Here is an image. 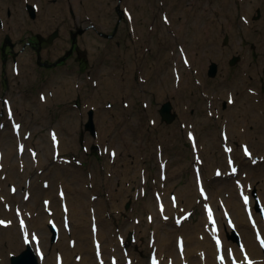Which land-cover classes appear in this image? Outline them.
I'll use <instances>...</instances> for the list:
<instances>
[{
    "label": "rangeland",
    "instance_id": "1",
    "mask_svg": "<svg viewBox=\"0 0 264 264\" xmlns=\"http://www.w3.org/2000/svg\"><path fill=\"white\" fill-rule=\"evenodd\" d=\"M20 1L25 6L26 1L31 0ZM64 2L65 0H58L54 4L50 0H38L39 10L43 9L44 13L46 11L45 16L42 14L38 20L47 21L49 12L55 17L58 15L59 20H68ZM73 3L80 5L77 8L80 12L92 11L100 21L102 16L107 18L108 14V23L112 28L119 22V15L114 8L119 5V0H73ZM127 3L135 15V25L133 36H127L126 26L124 34H120L125 40L121 51L105 40L89 35L84 43L88 46L90 58L84 66L67 61L56 65L54 69L46 70L34 63L35 56L31 50L27 51L20 46L21 58L17 64L22 65V86L28 90L30 97L28 99L17 95L11 89L6 92L13 101L15 117L12 119L8 118L5 111L3 89L0 87V149L4 153H12L15 163L21 159L20 164L24 169L22 174L16 175L19 182H10L4 191L8 196L7 192L13 185L20 198L12 202L11 215L14 219H10V226L3 227L0 224L1 264H10V256L25 248V238L20 236L21 230L14 209L23 201L22 197L26 200L32 198L34 193L29 188L30 185H42L45 181L49 183L50 179L45 176L51 177L53 184H56L54 188L49 187L54 190L56 208L60 206L57 190L61 183L66 184L76 204L77 184L74 175L77 172L85 176L83 184L86 190L90 194L94 192L91 197L93 201L84 200V215L72 219V213L67 212L62 217V228L69 238L66 247H70V239L78 242L76 235L72 234V225L78 220H84L86 216L91 217L89 214L98 216V220L89 221V226L92 222L103 224V236L107 240L126 239V244L119 246L120 252L113 253L120 256L122 264H128L126 257L132 264H149L153 245L157 239L166 235H171L172 239L170 249L168 241L162 242L167 254L172 251L177 253L175 244L179 237L184 238L186 245L190 241L192 244L200 236L208 238L205 220L207 202L197 193L193 168L200 167L210 194V203L224 217L223 210L230 212V192L224 189L226 185L222 183L229 174V153L223 151L224 143L221 144L220 136L218 141V134L223 129L230 131L241 128L235 123V117L240 116L234 115L233 118L231 114L236 110L233 103L238 100V96L243 98L248 95L253 104L260 105L256 111L258 118H255L253 112L246 114V131L249 133L246 137H249L250 143L240 144L232 136L237 149L234 158L237 165L240 164V170L229 181L247 182L248 168L254 171L257 167L255 160L243 156L242 147L248 146L255 156L264 151V0H128ZM22 5L17 0L14 3L19 8ZM128 25L127 22V27ZM207 26L209 28L206 30ZM226 37L229 41L224 46ZM62 44L56 47V51H59L60 46L66 47L69 42L64 39ZM134 52L137 53L136 56L133 55ZM234 55L240 57V60L231 66L229 61ZM55 59L56 57L53 58ZM211 61L219 64V72L213 79L207 76ZM14 65L11 61L7 63L8 78ZM2 66L3 61H0V70ZM102 73H105L108 82L105 96L95 104H90V99L85 98L88 83L98 81ZM1 77L0 74V79ZM70 82L73 85L72 96L67 94ZM34 85L44 87H39L34 92V88H31ZM241 90L245 92H240ZM49 91L51 93L47 99H51L48 102L52 101L53 105L41 111L38 106L42 101L39 102L36 98L39 97L38 94H47ZM229 99L232 100L231 103ZM166 100H171L178 111L177 120L170 125L162 123L159 114V107ZM99 105L104 107L109 117L110 134L106 138L107 144L98 141ZM68 109L78 114L74 131L69 137L65 130H71L73 124L66 118L63 120ZM91 109L94 110L95 137L84 128ZM118 110L123 113L115 122ZM224 120L228 121L226 128L220 125ZM14 124L20 125L21 132L28 137L26 143L22 141L29 145L26 155L17 152L19 142L16 133L20 132H15L17 130H14ZM142 129L149 130L154 136L153 148L147 147V137L141 135ZM56 133L58 136L55 142L63 147L61 152L57 147L51 146L49 140ZM188 133L197 136V146L194 147L189 142ZM92 145L99 146L97 153L91 151ZM229 146L232 148L230 143ZM51 147L49 157L46 153ZM111 150L116 152L115 157H111ZM39 153L45 156L41 167ZM6 164L4 159L0 166ZM216 169L222 170L221 177H217ZM162 172L167 174L165 181L160 178ZM249 181L252 184L254 179ZM156 189L163 194L166 206L164 212L160 211L155 201ZM254 190L264 208L258 186ZM26 194L30 197L26 198ZM172 195L175 203L171 201ZM234 197L231 203L236 204L240 201L237 190ZM44 198L45 195L39 196L38 206H42ZM98 201L103 203V211L100 213ZM127 203L130 205L129 209H126ZM53 217L58 222L57 217ZM8 218L5 214L0 215V220ZM177 218L184 219L181 226L176 224ZM230 218L232 220V216ZM233 223L237 224V221L233 220ZM45 224H48L47 221ZM197 226L199 232L196 234L192 231ZM243 229L241 226L236 233L241 234ZM37 233L46 239V245L41 248L47 258L52 257L54 264L57 255H62L64 259L63 254L58 252L61 231L57 232L55 241H52L51 232L45 234L40 230ZM87 235L91 245L90 229ZM128 235L135 242L127 241ZM229 235L232 236V232ZM31 237L32 234L29 239ZM15 239L20 244L16 245ZM209 242L212 243L211 237ZM230 242L237 246L234 239ZM33 248L36 250L38 247ZM105 250L118 251L116 247L110 246H106ZM82 256V252H77L72 258L78 264H98L93 247L90 250V261H82ZM192 258H195L193 253L188 261L190 264H194ZM216 258L218 260V256ZM106 260V264H110L109 253L106 254ZM42 261L43 259L40 260Z\"/></svg>",
    "mask_w": 264,
    "mask_h": 264
},
{
    "label": "bare ground",
    "instance_id": "2",
    "mask_svg": "<svg viewBox=\"0 0 264 264\" xmlns=\"http://www.w3.org/2000/svg\"><path fill=\"white\" fill-rule=\"evenodd\" d=\"M209 27L207 26L206 30ZM89 87L87 88V91L85 93V98H89L90 104H95L99 99L103 98L105 96L106 93V89H107V77L105 75V73H102L99 80L94 82V81H90L89 83ZM71 87H73L72 84H70V86L68 87V92L67 94H72L73 91L71 90ZM240 92H245L244 90H241ZM248 93L250 94L249 90ZM239 94V90L237 95ZM206 98L208 99L207 95H205ZM252 99L248 96L245 95L243 98H240L238 96V100L233 103L234 106L236 107L235 112L231 113L233 118L234 115H239L240 118L235 117V123H239V125L241 126L242 130L241 131H237V130H231V131H226L225 129H223L222 133L218 134V141H220L221 136L223 137V139H221V143L222 140H225L224 142H228L229 137L234 134L235 139L237 140H242L244 142L248 143V138H245L246 136H249V133L246 131V114L248 112H253V114L255 115V118H258V114L256 113L257 109H258V105L260 104H253ZM47 106L46 102L43 103L41 105V111L45 110V107ZM121 109H125L124 107H121ZM123 111L122 110H118L116 112V116L114 121H118L121 116H122ZM78 117V114L72 110V109H68L66 112V115L64 116V119L66 118V120L69 123L73 124V127L71 130L66 128V132L65 134L69 137L72 136V133L74 131V124L75 119ZM97 119H98V124H99V128H100V134L98 137V141L102 144H107V137L110 134V129H109V117L107 115V113L104 110V107L99 105L98 107V115H97ZM227 120H224L223 122H220V125L223 126V128H226L227 126ZM258 122V121H257ZM224 123H226V125H223ZM145 133V134H144ZM223 133L226 134L227 136H223ZM232 133V134H231ZM142 136H146L147 137V147L148 148H153L154 147V142H155V138L154 136L149 132V130L146 129H142ZM220 136V138H219ZM24 135L22 134L18 140H22L24 139ZM114 140V139H113ZM21 143V141L19 142ZM17 144V150H18V145ZM110 143L112 144V141H110ZM229 143V142H228ZM64 144V143H63ZM15 148V147H14ZM26 152V148L24 149L23 154H25ZM12 153H3V157H2V161H4L5 159V163H7L2 169H0V215L5 214V216H11V207H10V202H13L15 200V197L9 195V190L7 192V195L4 194V190L6 189V187L8 186V183L11 182H19L20 179L17 178L16 175H20L23 173V166L20 165V163L14 161L13 157L11 156ZM254 159H257V168L252 171L250 169H248V180L249 178H254V184L255 186H258V189L261 191L260 193V197L262 199V202L264 203V152L260 155V157H253ZM11 163L10 165L8 163ZM39 162L40 159H39ZM18 163V164H17ZM3 175V176H2ZM263 178V179H261ZM85 180V176L83 175V173L81 174L80 172L75 173L74 175V181L77 184V193H76V197H75V202L76 204L73 202L72 200V195L70 191H67L65 189L66 184H61L60 187H58L57 193L59 194V189L63 188L65 191L64 197L62 199H60V202H66V207L63 208L62 207V203H60V209L59 207L56 208V201L54 200V193L52 190V188L55 187V184L52 185V188L49 189H45V187H43V185H41L40 183L35 186L34 184L30 185L29 188L33 191L34 195L32 196V198H30L29 200H24L21 201L20 203L23 205L21 207H19L22 210V216L27 219V224L25 226V231H24V236L25 233L28 234V238H30V232H36V231H43L45 234H48L50 231V227L45 224V221H47L51 215H49L48 213V209H54L53 211V216L58 217V222H57V227L59 228V230L61 231L60 234V243H58V246H60L59 248V252L63 254L64 256V263L63 264H78L76 263L75 260H73V254L77 253V252H82L83 255L82 256V260L85 261L90 260V250L93 247V251L95 250V241L93 240V244L90 245V240L88 238V231L89 229L91 230V234L93 233L92 231V225L89 226V221L92 219H97L98 216L96 214L91 215L89 214L91 217L88 218V216H86V218L84 220H78L76 222V224L72 225V229H73V235H76V237L78 238V242H76V245L74 247H66V241H68V235L66 233V231L62 228V226L60 225V216L63 217L65 216V211H67L68 213H72V219L76 216H81L84 215L85 213V206L86 204L84 203V200H89V201H93L92 200V194L94 193H89L86 190L85 185L83 184ZM260 182H262V184H260ZM224 185H226V190H229L230 194H229V198L228 201L230 202L229 205V209L232 213L233 216V220L235 219V221H237L236 225V229L233 228L232 226H228L227 224H225V218H221L218 211H216V213L213 216H216L217 218H219V226H220V234L223 235L224 237V244H223V252H224V256L227 257V254L229 252V249L232 250V252H235V250H237V247L233 244H231V242H229V240L226 238V234L231 233L234 230H238L241 226L244 227V229L241 231V238L244 241V244L246 246V248L248 249V251L251 253L252 257L255 258L253 259V264H261L264 261V255L262 254L260 248H261V243L260 240L257 238L254 229L251 225V223L249 222V220L246 218H243L244 216H242V214L244 213L245 210V204H243L242 202H238L236 204L231 203L235 197L234 194L236 192V186L234 183H228L227 178L224 179V182H222ZM51 186V184H50ZM256 188V187H255ZM245 192L248 194L251 191V188L246 186L245 187ZM43 196L45 195L46 198L49 199L50 203L48 206L45 207V205L42 206H38L39 205V196ZM16 199L20 198V195L17 194V191L15 193ZM210 196V195H209ZM209 196L207 198V202L209 201ZM23 199V198H22ZM256 199V197L254 195H252V201L251 204L254 202V200ZM36 204V205H35ZM102 201H98V213L103 211V207H102ZM210 204V203H209ZM35 205V206H34ZM78 206V207H77ZM35 207V208H34ZM55 207V208H54ZM34 208V209H33ZM47 209V210H45ZM65 209V211H64ZM83 211V212H82ZM97 213V211H96ZM246 216V215H245ZM256 216V221H257V225L258 227L261 229L262 232V239H264V219H262L258 213H255ZM207 219V226L209 228V230L207 231L210 234H212V238L215 235L214 231H213V227L212 224L209 223L208 221V217L206 216ZM62 220V219H61ZM101 225V224H100ZM41 226V227H40ZM185 229V227L183 228ZM103 225L99 226L98 225V231H97V241L100 242L102 241V233H103ZM193 233L199 232V227H193ZM164 236V235H163ZM171 236L166 235L164 237H160L158 242L155 244L156 245V249H157V256H158V264H168L170 263H176V264H182L184 261H187L190 259V257L192 256V253L194 254L195 258L193 259L194 264H218L217 260H216V255L218 254V246L214 243V240L212 241V243L209 242V238H198V239H194V242L191 244V241L189 242V244L185 247L184 252L183 253H179V251L177 253H173L172 257H169V255H166V251H165V247L162 244L163 241H169L168 244V248L170 249V247L172 246V239H170ZM1 239V238H0ZM14 243H16V245L20 244L19 241L17 239L14 240ZM101 243V242H100ZM1 244V243H0ZM10 244H12V241L10 242ZM34 245H38V248L42 245L45 246L46 245V239L43 237L40 238V241L38 242V244ZM102 245V253H103V259L105 260V255H104V251H103V244ZM220 252V251H219ZM240 253V252H239ZM172 255V254H171ZM21 256V255H20ZM89 258V259H88ZM256 258H258V260H256ZM86 260V261H87ZM42 264H54L52 257L46 258L44 257ZM57 264V262H56ZM118 264H121L120 261L118 260ZM241 264H245L244 262H241Z\"/></svg>",
    "mask_w": 264,
    "mask_h": 264
},
{
    "label": "flooded vegetation",
    "instance_id": "3",
    "mask_svg": "<svg viewBox=\"0 0 264 264\" xmlns=\"http://www.w3.org/2000/svg\"><path fill=\"white\" fill-rule=\"evenodd\" d=\"M2 2H9L10 0H1ZM14 3L16 0H13ZM2 7H4L5 5H0ZM115 11L117 12V14L119 15V22L117 25H115V27H113L110 30V34L108 36V40H113L116 36H118L119 34L123 33L124 34V30H125V26L127 23V20L124 18L125 14H123L122 10L119 8V6L114 7ZM9 11V10H8ZM71 19L70 17H68L70 19L71 25L69 27L65 26L66 24V19L62 20L61 25L59 26V29L57 30L58 35H62L64 34L66 36V38L69 40L70 42V49H71V54H76V58L77 60H79L81 63L84 62V60L87 58L86 54L84 56V53L81 52V56L79 57V38L80 36H84L86 33H88L89 31L94 32L96 30V27L99 26V22L95 21V14L93 12H89L88 16L85 18H82L81 16H77L74 13V10H71ZM8 15V14H6ZM107 18H105V16H102L101 22H107L108 23V14ZM10 16V15H8ZM97 18V17H96ZM98 21H100L98 19ZM87 23L89 25H87ZM79 24L82 26V33L81 35L75 34L74 33V29L73 27H76V25ZM127 28V26H126ZM26 33L30 34L32 37H34L35 39H33V41H31V44L33 47L42 49L44 46H49L48 40L50 39V37L52 36V30H47V32L42 35L40 32L34 31L33 33L30 32V28L26 27L25 29ZM106 36V35H105ZM4 44V38H2L1 40V46H3ZM116 44L118 47L121 46V42L120 40L116 41Z\"/></svg>",
    "mask_w": 264,
    "mask_h": 264
},
{
    "label": "snow or ice",
    "instance_id": "4",
    "mask_svg": "<svg viewBox=\"0 0 264 264\" xmlns=\"http://www.w3.org/2000/svg\"><path fill=\"white\" fill-rule=\"evenodd\" d=\"M165 22L167 23V18H165ZM185 63H186V64L188 63V61H187L186 59H185ZM41 99L43 100L44 97L42 96ZM231 102H232V100L229 99V103H231ZM10 115H11V113H10ZM0 127H2V125H0ZM15 127L18 129L20 126H19V125H15ZM190 136H191V134H190ZM55 140H56V136H55V134H53V141H55ZM21 150H23V146H22V145H21ZM227 150H228V151H231V149H227ZM244 152H245V155H247V156H250V155H251V153L249 152V149L247 148V146L244 147ZM112 155L114 156L115 153L113 152ZM230 163H231V161H230ZM232 172L235 173V172H236V168H232ZM217 175H220L219 171L217 172ZM201 191H202V194H203V190H201ZM62 195H63V194H62ZM241 195L243 196L244 203L247 205V204H248V196L243 195V192L241 193ZM47 203H48V202L46 201L45 204L47 205ZM209 219H210V220L212 219V213H211L210 210H209ZM4 223H5L4 221L0 220V224H4ZM177 223H179V221H177ZM213 223H214V221H213ZM21 226H22V227L24 226V222H23V221H21ZM65 226H67V225H65ZM93 230L95 231V227H94ZM32 239H33V240L36 239L35 234H32ZM258 239H260L259 233H258ZM25 242H26V243L28 242V234H27V233H25ZM260 243H261V246L264 247V239H260ZM219 244H220V241L217 240V245H218V247H219ZM97 246H98V245H97ZM98 247H99V246H98ZM230 254H231V253H230V250H229V255H230ZM219 259L221 260V264H223L224 256L221 255V256L219 257ZM246 260H247V257H246ZM114 264H115V262H114ZM152 264H158V261L156 260L155 257H153V259H152ZM233 264H235V262H233ZM248 264H252V262L249 260V261H248Z\"/></svg>",
    "mask_w": 264,
    "mask_h": 264
},
{
    "label": "water",
    "instance_id": "5",
    "mask_svg": "<svg viewBox=\"0 0 264 264\" xmlns=\"http://www.w3.org/2000/svg\"><path fill=\"white\" fill-rule=\"evenodd\" d=\"M170 111V105L169 103L164 106L162 109V114L165 116V113H169ZM90 122L87 124V128H90L92 131H94V125L92 122V112ZM168 121L171 120V118L166 117ZM13 264H38L37 259L35 258L33 252L31 249H28L24 253L21 254V256L13 257L12 258Z\"/></svg>",
    "mask_w": 264,
    "mask_h": 264
}]
</instances>
